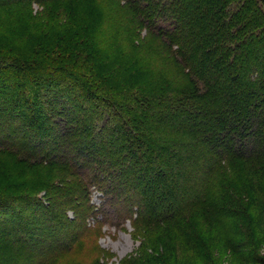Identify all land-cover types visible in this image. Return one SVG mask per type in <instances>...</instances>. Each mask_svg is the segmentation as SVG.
Masks as SVG:
<instances>
[{
    "label": "trees",
    "instance_id": "1",
    "mask_svg": "<svg viewBox=\"0 0 264 264\" xmlns=\"http://www.w3.org/2000/svg\"><path fill=\"white\" fill-rule=\"evenodd\" d=\"M0 37V264L92 237L103 181L135 207L123 263L264 264V0H0ZM225 167L242 198L186 214Z\"/></svg>",
    "mask_w": 264,
    "mask_h": 264
},
{
    "label": "rangeland",
    "instance_id": "2",
    "mask_svg": "<svg viewBox=\"0 0 264 264\" xmlns=\"http://www.w3.org/2000/svg\"><path fill=\"white\" fill-rule=\"evenodd\" d=\"M36 9L35 5L34 10ZM79 100L83 101V99H78L79 104H83ZM78 102L75 105L76 108H78ZM93 103L94 101H91L85 105ZM2 156L0 154V180L17 185L20 181L18 176L21 170L11 166L8 157ZM104 184L106 185L105 181L99 184L96 182L88 184V192L84 197L87 201L83 202L84 206L78 213L94 214L86 220L87 224L93 228L90 235L92 237L85 239L72 252L53 256L44 264H125L123 260L135 251L139 238L134 235L133 224L125 215L134 214L135 207L124 203L122 195L104 194ZM230 197L234 200L242 198L237 180L225 167L216 172L210 180L207 187V199L202 206L203 210H190L186 214H217L211 209L214 202H221L220 199ZM67 214L74 213L68 211ZM193 225L195 228L201 226L198 219L193 220ZM260 254L264 256V248L260 250Z\"/></svg>",
    "mask_w": 264,
    "mask_h": 264
}]
</instances>
